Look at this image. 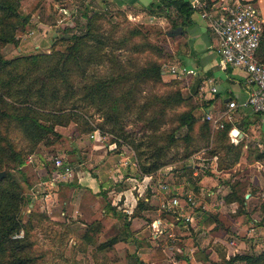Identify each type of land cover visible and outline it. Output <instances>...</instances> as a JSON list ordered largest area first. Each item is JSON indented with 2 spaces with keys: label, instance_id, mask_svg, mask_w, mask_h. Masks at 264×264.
<instances>
[{
  "label": "trees",
  "instance_id": "1",
  "mask_svg": "<svg viewBox=\"0 0 264 264\" xmlns=\"http://www.w3.org/2000/svg\"><path fill=\"white\" fill-rule=\"evenodd\" d=\"M19 4L20 0H0V46L8 42L16 43L15 29L28 21V15L22 14ZM192 11L187 0H152L146 7L148 15L162 17L167 21L168 29L165 33L168 31L169 34L184 32L190 23ZM83 13L85 21L82 30L76 32L68 27L57 29L59 39L66 42L62 49L35 51L10 58L0 53V170L5 167V173L0 177V264H38L29 252V224L21 218V207L30 201L32 186L18 168L22 153L11 136L18 135L25 139L30 148L46 140L49 135L54 139L59 137L55 125L65 126L69 122H76L84 113L75 107L76 97L100 112L102 122L108 124L107 131L115 136L113 142H119L120 138L121 142L133 149L140 172H154L164 164L161 154L171 144L181 145L178 159L182 160L198 147L196 141L207 146L213 134L215 144L208 146L207 152L213 154L218 150L223 151L225 156L218 158L219 167H227L228 163L238 158L239 145L228 140L230 119L223 118L222 127L212 130L210 121L195 112L197 102L194 93L183 96L177 80L171 79L167 83L163 81L161 60L164 53L160 46L152 43L135 25L125 29L116 39L114 48L129 43L133 53L147 52L140 61L133 60L126 67L111 49H105L110 34L100 30L98 20L107 13L96 10ZM104 55L110 63L107 73H85L90 63L102 62ZM254 57L264 62V19ZM141 84L167 86L162 92L150 94L141 104L142 108L151 107L152 114L146 117L147 124L143 127L155 128V121L167 108L181 106L174 110L171 119L175 125L162 138L165 143L155 144L148 154H144V149L140 148L143 141L128 137L122 131L121 124L122 114L132 108L134 95ZM83 123L86 126L81 131L98 129L104 133L101 126L88 124L85 119ZM153 139L151 136L149 143L154 144ZM50 142L46 140L45 143ZM254 156L264 162V150L256 149ZM181 167L185 168V165ZM11 170L18 172L19 177ZM229 193L237 201V208L241 207L243 197L235 193L234 185H230ZM143 203L142 200L136 201L135 210L142 208ZM122 222L125 226L126 222ZM20 230L22 235L14 236ZM129 239L130 234L110 238L106 241L107 249L122 261L121 264H127L126 258L132 254L134 264H144L128 249ZM149 257L153 261L161 260L164 254L161 248L152 246ZM223 264H264V248L251 253H233Z\"/></svg>",
  "mask_w": 264,
  "mask_h": 264
},
{
  "label": "rangeland",
  "instance_id": "2",
  "mask_svg": "<svg viewBox=\"0 0 264 264\" xmlns=\"http://www.w3.org/2000/svg\"><path fill=\"white\" fill-rule=\"evenodd\" d=\"M71 3L69 4V0H20L19 9L22 14L28 15V21L22 27L15 29L14 37L17 39L16 43L8 42L1 45L0 53L3 57L10 58L18 54H29L35 51L62 49L66 42L59 39L57 29L68 27L71 28L72 31L77 32L83 29L82 27L85 21V16L84 20L81 21L79 16L76 21L78 7L75 4V6H71ZM60 6H65L68 9L67 11H69V9L73 10V21L71 23L67 22L69 17H65L61 21L59 20L63 15L58 11ZM140 20L141 19L134 20L128 13L124 15V13L122 14L121 12L120 14L107 12L106 15L100 18L98 20L100 30L104 31L105 34H110L109 44L105 48L106 51L111 49V52L118 57L121 63L126 67L129 63H132L133 60L138 62V60L140 61L145 57L147 52L133 53L129 49V43L114 48L116 46V39L122 35L125 29H129L131 26L135 25L141 29L152 43L161 47L164 53L161 65L163 63L177 65L176 60L170 56L171 52H169L170 49L175 48L177 42L167 38L165 35V30L168 29V25H163V22H159V18H155L151 23L147 22L148 20L146 18H144L145 23L139 22ZM35 21H41L42 25H37ZM109 64L108 57L104 55L102 62L98 64L90 63L85 73L88 75H104L109 71ZM162 79L165 83L169 82L171 79L177 80V85L182 95H188L187 91L184 90V86L187 85L184 74L177 76L171 72L163 71ZM190 82L191 79H189L188 83ZM166 88V85H139V90H137L134 95L135 98L132 103V108L124 111L122 114V131L126 132L128 137L135 141H143L140 148L144 149V154H148L152 151L155 144L163 145L165 141L162 138H164L175 125V122L171 118L174 110L181 106L172 109L167 108L158 120L155 121V128L152 126H150V128L143 127L144 124H147V122H145L146 117L148 118L152 114L151 107L142 108L141 104L144 103L146 97L150 94L162 92L166 90ZM74 105L84 112H79L82 117H78L76 122H69L67 124L70 125L68 129L58 128L59 125H55L54 129L58 132L59 137L54 139L53 136L49 135L46 139L48 141L51 140L49 144L45 143L46 140L44 139L30 148V145L25 139H22L18 135L11 136L15 146L22 153L18 168L32 186L30 201L26 202L21 207V218L29 224L28 229L31 240L29 252L38 264H121L122 261L120 259L118 260L114 253L107 249L106 241L110 238L116 239L118 235H129V231L126 227L123 229L120 228L122 227L120 218L118 222H111L103 220L104 217H99L97 213L90 216H82V214L78 212L71 214L69 204L66 202L68 194H66V189H64V185L62 184L71 181L70 179L62 180L59 177H55L56 171L53 165V158L55 156L62 158L59 154L60 149L56 147L62 146V141H64V139L66 142L68 141L67 134L71 135L73 139L85 136L90 139L93 138L88 136L89 132L81 131V129L86 126V124L83 123V119H85L88 124L101 126L104 131V133L100 132V135H95V138H97V141L100 143V149L103 151L101 154L104 155L105 151L107 155V162L105 163L109 168H119L128 164L129 161L125 159H130L136 163V159L133 149L128 144L121 142L120 138H118L119 142L117 143L112 141L115 136L107 131L108 124L102 122V116L99 111L81 102L79 97L75 98ZM195 112L197 115L202 116L203 114L202 110ZM62 136H64V139ZM151 136L154 138V144H152V142L149 143ZM211 144L214 145L215 143L213 142ZM196 145H198V147L195 151H192L193 153L203 147L202 142L199 140L196 141ZM109 146L112 148H108ZM181 149L182 147L180 144H171L167 148H164V151L162 150L163 152L160 158L164 161L161 167L164 171L163 176L159 175V177H157L158 180L154 178L153 181L158 182L155 185L159 187L160 190L161 184L166 185V195L172 194L170 192L173 190L172 187L177 180L173 172L177 170V167L183 165V162L190 161L193 163L197 159L194 158V156H189L185 160L178 159ZM115 155L120 159L116 160ZM83 158L87 160V155L83 154ZM70 160L73 164L75 163L76 159L74 155L70 157ZM89 162H91V164L86 162L84 166L86 168L85 170H88L91 174L96 167V160H91ZM109 168L105 167L106 173ZM3 169L5 170V167H3ZM10 172L19 177L18 172L15 170H11ZM169 172L172 173L168 177L166 175ZM116 173L117 172H115V175ZM230 173L231 172L223 173L220 176L221 179L226 180L230 176ZM238 173L240 174V172ZM39 177H42L46 181L37 185L36 181ZM186 177L191 179V174L186 175ZM106 179L108 178L106 177L105 180ZM50 181L54 183L50 184ZM115 183L119 184V182ZM185 186L186 184L182 186V188H184L183 191L175 189L172 195H182L186 193L187 187ZM160 192L162 193V191ZM239 192L242 193L241 190ZM110 200L111 197L109 198L106 195V198L100 200V205L106 207L109 205ZM105 201H108V203L106 204ZM188 207L192 208L191 206ZM161 213L166 214L165 211ZM223 213L225 215L224 223L221 222L218 225H227L226 231H223L221 228L218 231V229L215 228L214 233L219 235V237L215 238V240L205 242L203 248H200L196 242L193 244L194 240L191 238L192 233L194 235V233L200 231L199 228L193 231L192 228L194 227L186 225L185 223V221L190 222L195 220V217L194 219L185 220L182 218L181 214L173 218L168 214V217L163 216L166 222L164 223V227L162 226L164 230L158 234V237H160L162 241L164 240L163 245L160 246L164 258L157 262L150 263L149 243L146 247H142V249L139 250L140 258L145 259L146 264H223L233 253H251L264 248V231H261L262 233L258 231L250 238L245 236V232L243 235V205L238 208L236 205L229 206V208H224ZM177 220L181 223H174ZM167 222H170L169 224L173 223V226L167 224ZM262 223L264 225V220ZM176 224H178V226H176ZM159 229L161 228L159 227ZM189 229H191V232ZM152 231L154 230H152L150 225L144 226L142 234L146 238L148 237L151 239ZM169 232H171V236H168ZM21 235L22 231L20 230L19 233L14 236L18 237ZM146 238L144 242H148V238ZM203 238L205 237L203 236ZM135 247L138 249L136 239L132 241L130 238L128 241V249L133 251V253H137ZM192 247L193 250H190ZM126 262L127 264H134L133 254L126 258Z\"/></svg>",
  "mask_w": 264,
  "mask_h": 264
},
{
  "label": "crops",
  "instance_id": "3",
  "mask_svg": "<svg viewBox=\"0 0 264 264\" xmlns=\"http://www.w3.org/2000/svg\"><path fill=\"white\" fill-rule=\"evenodd\" d=\"M150 1L152 0H69V4L72 2L71 6L76 5L78 7L76 21L79 16L81 21L84 20V11L89 13L96 10L105 13L115 12L116 14L123 12L124 15L128 13L134 20L141 19L139 22L144 23V18L149 23L155 18H159V22L168 25L164 18L147 14L146 7ZM234 1L253 3L264 19V0H205L206 9L213 13L220 4ZM190 19V23L184 28V32L169 34L170 32L167 31L165 35L177 42L175 48L169 51L177 65H184L193 70L191 73L184 74L187 82L184 90L187 91L188 95L194 93L197 102L195 111L202 110L201 117L204 118V114H215L222 111L228 99L236 101L244 99L253 84L248 79L247 73L241 68L228 66L221 69L218 67L216 40L209 29L207 19L201 17L197 9H193ZM35 23L42 25L41 21H35ZM189 79H191L190 83H188ZM211 87H214L213 91L210 89ZM229 119L231 128L235 127L239 134V136L231 135L230 130L228 131V140L234 145H239L238 158L232 163H228L227 167H219L218 158L225 156L223 151L218 150L216 153L210 154L206 150L214 142L213 134L207 146L204 145L189 155L197 158L195 162H183L185 168L180 165L173 172L177 180L174 182L173 190L170 193L173 194L175 189L183 191L182 186L186 184V192L193 195L192 208L188 207L189 204H184L173 213L165 212L166 214L161 213L164 211L159 208L162 193L159 187L155 185L158 182L153 181L159 175L163 176L164 171L161 168L163 165L154 172L144 173L139 171L138 165L134 161L125 159L129 161L128 164L125 163L126 165L119 168H109L105 163L107 162V155L105 151L104 155L101 154L103 151H101L100 143L95 135L91 139L86 136V138L77 137L73 139L71 135L67 134V142L62 136L63 145L56 147L60 149V156L69 162L72 155L76 159L74 164L70 162L74 168L70 178L71 182L62 183L66 189V194H68L66 202L69 204L70 213L78 212L82 216L97 213L99 217H104L103 220L111 222H118L119 218L121 222L124 220L126 225L123 226L122 222L120 228L126 227L132 241L136 239L138 249L134 248L137 252L134 254L144 264L146 261L140 258L139 250L146 247L148 243L149 247L157 246L159 248L164 243V240L162 241L158 237L159 232L156 231H152L151 239L147 237L148 242H144L146 238L142 234L144 226L150 225L153 230L152 224L158 222L163 231L162 226L164 227L166 222L163 216H167V214L172 218L177 214L186 215L189 220L195 217V220L185 221V223L194 227L192 228L193 231L199 228L200 231L194 235L192 233L191 238L194 240L193 244L196 242L200 248L204 247L205 242L219 237L214 233L215 228L218 231L220 228L226 231L227 225H218L221 222L224 223V208L237 206V201L229 193L230 185H234L235 193L243 197V235L245 232V236L250 238L258 231H264L262 223L264 220V162L261 158L254 156L256 149L264 150V111H252L248 107H237ZM68 126L70 125L58 126V128L68 129ZM108 148L112 147L109 146ZM83 154L87 155V160H84ZM115 159L120 158L115 155ZM91 160H96V167L90 174L88 170H85L84 165L86 162L91 164L89 162ZM105 167L109 168L107 173ZM115 172H117L116 175ZM225 172H231L230 176L226 180H222L220 176ZM171 173L169 172L166 176L169 177ZM188 174H191V179L186 177ZM106 177L108 179L105 180ZM45 181L39 177L36 183L39 185ZM115 182H119V184ZM49 183L53 184L54 182L50 181ZM240 190L242 193L239 192ZM106 195L111 197V200L109 205L103 207L100 205V200L106 198ZM139 200L144 202L143 206L135 210V203ZM105 202L108 203V201ZM169 223L167 222V224ZM174 223L181 222L177 220ZM189 231L191 232V229ZM169 234L171 232L168 233V236H170ZM190 250H193V247ZM149 261L154 263L159 260L149 259Z\"/></svg>",
  "mask_w": 264,
  "mask_h": 264
},
{
  "label": "built area",
  "instance_id": "4",
  "mask_svg": "<svg viewBox=\"0 0 264 264\" xmlns=\"http://www.w3.org/2000/svg\"><path fill=\"white\" fill-rule=\"evenodd\" d=\"M190 7L199 10L200 16L207 19L210 31L213 33L217 45V65L224 69L228 66L243 69L253 86L248 95L241 100L228 99L225 108L219 113L204 114L209 120L211 128L222 127V119L230 118L237 107L249 108L252 111H264V62L255 59L254 52L257 47L261 29L262 17L256 5L251 2H224L213 12L206 9L205 0H187ZM60 6L58 11L63 14L59 20L69 17L72 22L73 10ZM162 72H171L177 76L191 73L193 70L184 65L162 64ZM212 91L214 87L210 88ZM98 129L89 132V136L100 135ZM56 176L62 180H69L73 174V165L59 156L53 158ZM161 200L159 208L165 212L173 213L184 204H193V195L186 192L182 195H166L167 187L161 184ZM178 215V214H177ZM188 220L189 217L183 215ZM153 230L161 232L158 222L152 224ZM170 236L172 234H169Z\"/></svg>",
  "mask_w": 264,
  "mask_h": 264
},
{
  "label": "water",
  "instance_id": "5",
  "mask_svg": "<svg viewBox=\"0 0 264 264\" xmlns=\"http://www.w3.org/2000/svg\"><path fill=\"white\" fill-rule=\"evenodd\" d=\"M238 132V130L235 128V127H232L231 129H230V134L231 135H237V136H239V134L237 133ZM4 174V170H0V177L2 176Z\"/></svg>",
  "mask_w": 264,
  "mask_h": 264
}]
</instances>
